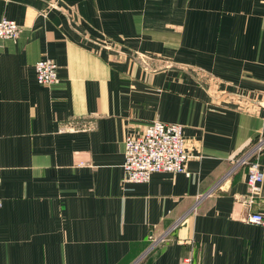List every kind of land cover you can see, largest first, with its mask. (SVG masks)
I'll list each match as a JSON object with an SVG mask.
<instances>
[{
  "label": "crops",
  "instance_id": "1",
  "mask_svg": "<svg viewBox=\"0 0 264 264\" xmlns=\"http://www.w3.org/2000/svg\"><path fill=\"white\" fill-rule=\"evenodd\" d=\"M0 264H264V0H0ZM48 59L57 81L37 83ZM182 126V173L123 142Z\"/></svg>",
  "mask_w": 264,
  "mask_h": 264
},
{
  "label": "built area",
  "instance_id": "2",
  "mask_svg": "<svg viewBox=\"0 0 264 264\" xmlns=\"http://www.w3.org/2000/svg\"><path fill=\"white\" fill-rule=\"evenodd\" d=\"M19 26L11 20H0V39L18 36ZM38 84L49 86L57 81V66L48 59L34 64ZM264 149V136L255 140L244 155L242 163L248 165L246 183L254 192L262 181V172L257 157ZM189 154L186 151L182 126L177 123L153 121L143 127L135 136H128L123 142V181L125 183H146L154 173H182ZM246 221L264 226L261 213H248Z\"/></svg>",
  "mask_w": 264,
  "mask_h": 264
}]
</instances>
